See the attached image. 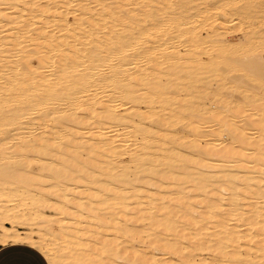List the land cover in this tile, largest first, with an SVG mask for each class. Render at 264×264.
<instances>
[{
  "label": "bare ground",
  "instance_id": "6f19581e",
  "mask_svg": "<svg viewBox=\"0 0 264 264\" xmlns=\"http://www.w3.org/2000/svg\"><path fill=\"white\" fill-rule=\"evenodd\" d=\"M129 1L132 0H0V26L10 25L8 31L0 29V196L4 189L18 186L9 189L8 194L30 197L27 212L18 214L20 219L40 217L50 231L48 234L41 230L44 234L35 235L32 230H15L12 223L2 225L0 244L31 246L47 257L48 264H72L67 261L78 262L81 257L84 259L78 264L163 262L139 251L142 247L132 252L140 245L139 241L129 240L128 235L135 238L147 230L150 234L145 233L140 241L147 238V244L158 243L156 249L177 254L178 262L171 257L166 264H190L189 257L195 258L199 248L212 250L218 258H232L243 247V259L247 258L244 263L248 264L252 255L264 260V102L247 104L257 108V112L252 109L253 113H249L250 106L246 108L247 116L246 109L239 105L242 102H236L235 112L243 111L240 116L245 114L241 117L247 118L239 123L242 118L235 121L234 109L229 111L221 102L215 109L202 105L198 115L182 97L186 95L178 93L179 87L196 86L199 75L210 72V77L214 70L219 73L215 77L221 76L215 83L218 91H230L229 95L241 99L236 92L247 87L263 95L264 100V32L259 43L252 39L254 35H245L239 40L241 44L235 42L239 44L236 48L224 38L227 32L223 35L212 27L214 37L208 44V34L202 38L193 29L200 27L193 25L201 17L194 13L198 18L190 16L193 28L184 29L188 35L183 32L186 41L195 47L190 44L183 52L178 50L181 40L179 48L173 44L182 34L176 31L178 25L175 30L171 26L167 30V25L162 24L180 22L182 16L172 13L160 22L157 9L161 13L172 6H185L189 0H142L145 8L157 11L144 8L137 17L138 11L134 14ZM135 1L130 4H138ZM224 1H220L223 7L239 0ZM221 6L214 9L221 8L226 13L227 8ZM216 17L213 19H219ZM213 19L207 17L204 22L210 25L219 21ZM156 20L154 29L162 24L164 32L143 27L138 35H147L153 41L162 39L157 37L160 31L163 39L173 31L180 35L169 36L167 43L171 44L162 39L164 45H144L142 54L132 57L130 52L137 45L141 48L139 41L147 39L138 40L136 36L138 42L131 43L129 28L134 23L145 26ZM190 21L184 19L181 28ZM12 23L16 24L11 26ZM202 25V29L207 26ZM238 25L241 28L242 24ZM118 27L122 28L117 30ZM132 44L136 45L128 51ZM202 53L208 57L203 59ZM141 61L144 62L137 63ZM162 74H166V80L161 79ZM182 76L190 78L182 81ZM230 81L234 86L229 90ZM178 96L182 98L175 101ZM140 101H145L149 109L129 106ZM155 101L161 102V107L154 106ZM182 118L186 120L182 122ZM11 125L14 131L7 133ZM121 126L124 129L120 132ZM13 173L18 175L12 177ZM44 206L60 213V218L57 213L58 219L53 220L42 209ZM241 207L246 209L239 213ZM2 216L13 219L11 211L6 210ZM230 218L232 223L227 222ZM60 226L65 228V238L71 236L77 241L68 240L57 254L54 245L58 241L48 235L54 237L58 228L62 229ZM241 226H245L242 231L238 230ZM121 233L126 234L127 242L118 237ZM85 241H91L92 247L73 251L75 244L82 248ZM120 242L122 246L126 243L120 247ZM212 260L205 264H212Z\"/></svg>",
  "mask_w": 264,
  "mask_h": 264
},
{
  "label": "rangeland",
  "instance_id": "374dc122",
  "mask_svg": "<svg viewBox=\"0 0 264 264\" xmlns=\"http://www.w3.org/2000/svg\"><path fill=\"white\" fill-rule=\"evenodd\" d=\"M44 1V0H43ZM46 1V0H45ZM141 2H139V0H138V4H136V5H131V4H133V3H137V1H129L130 3L131 2H133V3H129V6L130 7H132V9L133 10H135V11H133L134 12V14H135V12L136 11H138V12H136V17L137 16H141L142 15V13L143 12H141V11H143V9L145 8V6L146 5H143V3L144 2H142V0H140ZM146 1V0H145ZM177 1H181L180 3H182L183 2V0H177ZM204 1V2H203ZM214 0H189L187 3H186V5L185 6H172V7H169V8H167V9H165V10H161V13H160V10L159 9H157L158 10V13L160 14V18H159V21L161 22V21H163V19H164V21H165V19H167V17L168 16H170V15H172V13H174L173 15H179L180 14V16L179 17H181L182 16V19L181 18H179V20H180V22H177V23H171L172 25H168L167 23H162V24H165V25H167V26H165L164 27V25H162V24H160V25H158V27H156L158 30H160V29H162V31L164 32L165 31V29H169V30H171L170 28H172V29H174L175 30V26H177L178 25V27L176 28V31H177V29L178 30H181V31H177V32H180V34H181V32H182V34L180 35L179 33H177L176 31H173L174 33H166L165 35V38L163 39V35H164V33L162 32V31H160V34L161 35H158L157 37H159V38H162L163 40H165V39H167V41L165 40L164 42H170V40H169V36H171V35H180V37H177V39H178V41H177V39H175V41H173L172 39V41L173 42H175V43H173V44H175L178 48L180 47V45H181V47L178 49L179 51L181 50H183V49H187L188 47H191L192 45V47L194 48L195 46H194V44H192L191 42H187L186 41V37H187V33L185 32V30L184 29H189L188 27H192V25H193V23L192 22H194L192 19H191V17L190 16H192L193 17V19L195 20L196 18H198L197 17V15H195L194 13H199L198 15H200L201 17H199L198 18V21H196L198 24H196V25H193L194 27L195 26H200L201 27V25H202V23L206 26L207 24L206 23H208V22H204L206 19H207V17L208 18H215L217 15V17L219 18V19H213V22L215 21H217V20H219V21H217V22H219V24H220V26H219V24L218 25H216L217 24V22H216V24L215 23H213V24H210V25H207L204 29H202L204 26L202 25V27L200 28H193V29H195L196 31H197V33L200 35V37H206V36H204V35H207V41H208V44H210L209 43V40H211V39H209V38H213L212 37V35H213V33L212 32H214V29L216 28V31H219L220 33H226L224 36L223 35H221V36H223L224 38H226V40L227 41H230V42H228V43H230V44H232V45H234L236 48H237V45L239 46V44H241L240 42H239V40L241 39V40H243V36H247V35H251L252 34V36L254 35L255 37H252V36H250V37H252V39L253 38H255L254 39V41L257 43L262 37H260V34L261 33H263L264 32V0H243V1H241V0H239V1H236V4H235V2H234V5L232 4L231 5V3H225V7H223V3L222 2H220L221 0H216V1H214V2H217V4L219 3V5H217V4H213L214 2H213ZM219 1V2H218ZM223 2H225L224 0H222ZM211 2V3H210ZM202 3V4H201ZM208 3V4H207ZM239 3V4H238ZM252 3H254V4H252ZM258 3V4H257ZM220 4L222 5L221 7H223L224 9H226L227 10V12L225 13V11L223 10H220L221 8H218V9H214V7H220ZM242 6H241V5ZM246 4V5H245ZM3 5H5V4H3ZM209 5V6H208ZM213 5V6H212ZM260 5V6H259ZM136 6V7H135ZM140 8H139V7ZM207 6L208 7H210V8H213L212 10L210 9V8H208V9H210V10H208V9H206L207 8ZM212 6V7H211ZM258 9H257V8ZM7 8H12V7H7ZM135 8H137V9H135ZM222 8V9H223ZM233 8V9H232ZM13 9V8H12ZM11 9V10H12ZM146 9V11H150L151 10V12H156L155 11V8H152V9H150V10H148V8H145ZM145 9H144V11H145ZM192 9H194V10H192ZM7 10H9V9H7ZM199 10V11H198ZM201 10H204V11H207V12H209V11H211V12H209V13H202L203 11H201ZM216 10V11H215ZM196 11V12H195ZM198 11V12H197ZM166 12V13H165ZM186 12V13H185ZM214 12V13H213ZM230 12V13H229ZM162 13H164L163 15H161ZM171 13V14H170ZM185 13V15L183 16V14ZM201 13V14H200ZM214 14V16L212 17V16H210L211 14ZM223 13V14H222ZM202 14H204V15H202ZM222 14V15H221ZM228 14V15H227ZM231 16H230V15ZM235 14V15H234ZM248 14V15H247ZM221 15V16H220ZM225 15V16H224ZM185 16L187 17H190L189 19L191 20L190 22L192 23H189V22H187V23H189V25H186L185 23L183 24V25H185V26H183L182 28H181V25H182V22L184 21V19L186 20H189L188 18H185ZM194 16H196L195 18H194ZM228 16H230V17H228ZM216 17V18H217ZM228 17V19H226V18ZM184 18V19H183ZM68 19H72V16H71V14L68 16ZM204 19V20H203ZM224 19H226V20H224ZM230 19H231V21H230ZM259 19V20H258ZM183 20V21H182ZM197 20V19H196ZM201 20V21H200ZM221 20H223V21H221ZM242 21V23H241V21ZM251 20V21H250ZM157 21L158 20H156V22L155 21H153V23H146L145 24V26L143 25V23L142 22H140L139 24L138 23H134V25L133 26H131L129 29H130V41H131V43L133 42H136L137 40H136V36L138 37L139 36V39L138 40H140V38H142V37H144L142 34H139L138 35V32L139 33H141L140 32V30L144 27V28H146L147 30H150V31H155V29H154V24L157 26ZM182 21V22H181ZM203 21V22H202ZM207 21V20H206ZM208 21H210V19H208ZM228 21V22H227ZM236 21V22H235ZM260 21V22H259ZM199 22H200V24H199ZM202 22V23H201ZM221 22V23H220ZM223 22V23H222ZM226 22V23H225ZM230 22V23H229ZM250 22V23H249ZM251 22H252V24H251ZM258 22V23H257ZM181 23V24H180ZM212 23V22H211ZM238 23L241 25V28H239V25H238ZM245 25H244V24ZM248 23V24H247ZM255 23H256V26H255ZM16 24V23H15ZM15 24H11V26H14ZM175 24V25H174ZM180 24V25H179ZM191 24V25H190ZM223 24H225L224 25V27L226 28V29H224L223 28ZM249 26L248 28H247V25ZM262 24V25H261ZM7 25V26H6ZM6 25H3V27H1L0 29L1 30H7L8 31V29L10 30V25H9V23L8 24H6ZM150 25V26H149ZM152 25V26H151ZM212 25V26H211ZM215 25V26H214ZM222 25V26H221ZM227 25H228V27H227ZM236 25H238L237 27H236ZM161 26H163L165 29H163V28H161ZM171 26V27H170ZM180 26V27H179ZM210 26V27H209ZM243 26V27H242ZM255 26V27H254ZM152 27H153V29H152ZM167 27H170V28H167ZM212 27H214V29H212V31H211V28ZM218 27L219 28H223L224 30H222V29H219V30H217L218 29ZM235 27V28H234ZM254 27V28H253ZM119 28H122V27H118L117 28V30L119 29ZM137 28V29H136ZM180 28V29H179ZM237 28V29H236ZM252 28V29H251ZM135 29V30H134ZM157 29H156V32H157ZM208 29V30H207ZM232 29V30H231ZM199 30V31H198ZM204 30H207V31H204ZM187 34H185L184 32ZM4 32V31H3ZM162 32V33H161ZM176 32V33H175ZM183 33H184V35H183ZM205 33V34H204ZM209 34H211L210 36L211 37H208L209 36ZM264 34V33H263ZM140 35H142V36H140ZM203 35V36H202ZM146 37H144V38H146L147 39V41L145 40V42H144V40L143 39H141V41L142 42H140L139 41V44H141V48L139 47L140 45H137L136 47H135V45L136 44H132V45H130V47H128V51H130V50H132L134 47H135V49H133L130 53H132L131 55H132V57H134L133 55H137L138 54V52H139V54H142L140 51L142 50V47L144 46V45H153V43H154V45L156 44V45H159V44H162L163 43V45L165 44L164 42H163V40L161 39H159L158 41L157 40H154L155 42H157V43H155L153 40H152V38L150 37H148L147 35H145ZM181 36H182V38H181ZM185 36V37H184ZM263 36V35H262ZM135 37V38H134ZM242 37V38H241ZM257 37H259V39L257 38ZM132 38H133V40H132ZM228 38V39H227ZM258 39V40H257ZM182 42H181V41ZM244 40H245V37H244ZM150 43H149V42ZM152 41V42H151ZM162 41V42H161ZM261 41H262V39H261ZM138 42V41H137ZM136 42V43H137ZM147 42V43H146ZM161 42V43H160ZM181 42V43H180ZM235 42H239V44L238 43H236L235 44ZM244 42V41H243ZM143 43H145V44H143ZM152 43V44H151ZM159 43V44H158ZM172 43V42H171ZM171 43H167V44H171ZM178 43V44H177ZM179 43H180V45H179ZM187 43V44H186ZM206 43V42H205ZM234 43V44H233ZM259 43V42H258ZM184 44V45H183ZM189 44V45H188ZM190 44H192V45H190ZM204 44V43H203ZM179 45V46H178ZM183 45V46H182ZM185 45H188V46H185ZM205 45V44H204ZM206 45H207V43H206ZM205 45V46H206ZM134 46V47H133ZM260 47H261V45H259ZM263 46V45H262ZM139 47V49H137ZM176 47V48H177ZM185 47V48H184ZM130 48H132V49H130ZM263 48V47H262ZM135 50V51H134ZM139 50V51H138ZM185 50H183V52H184ZM262 52H264L263 50H262ZM203 55H201L200 54V56H202V58L203 59H206L207 57H208V54H206V55H204V53H202ZM150 55V54H149ZM152 55V54H151ZM263 56H264V53L262 54ZM144 58H146L147 56H146V54H144ZM210 56V55H209ZM142 57H143V55H142ZM137 61V60H136ZM142 62H144V61H141V62H137V63H139V64H141ZM193 63V62H192ZM215 72H216V74H215ZM214 72V70H211V74H212V76H210L209 77V75H210V72H204V73H206V74H204V73H200L201 75H199L200 76V78H199V82L198 83H196L197 85L196 86H188L187 84H185L186 86H182V88L183 89H181V87H179L178 88V93L179 92H181L180 94V96H182L183 94L184 95H186L187 96V98H186V96H182V97H184L187 101L186 102H188L187 104L189 105V107H191L192 105V110H193V112H196L198 115H200L201 114V112L202 111H200V110H202V109H200L201 107H202V105H207V106H210V108H212L213 106H215V107H213V109H215L216 108V106L221 102L222 103V105H224V107H228L229 108V111H233V109L235 108H237L238 107V101H240V102H242L241 104H239L240 106H242L241 108L242 109H248V107L251 105V104H255V106H257L258 105V103L259 102H261V103H259L260 105H262L263 104V102H264V100H263V98L261 99V96H263V95H261V94H258L257 92L255 93V96L253 95L254 93H253V91L252 90H249L250 88H248L247 89V87H243V89L241 90V88H239L240 90H241V92H240V90L238 89L237 90V92H236V95L237 94H240V95H242V97L243 98H245V101H243V99H242V97H241V99L239 98V97H236L235 95L233 96V95H229V93H230V91H228V93H222V92H220V90L218 91V89L217 88H215L216 87V84L217 83H219V81H220V79H221V76H220V78H219V76L217 77H215V75H217V71H215ZM208 74V75H207ZM219 74V73H218ZM164 75V76H163ZM203 75H206V76H203ZM198 76V77H199ZM161 79H165L166 80V74H162L161 76ZM163 77V78H162ZM183 77V76H182ZM185 77V79H183ZM183 78H181L182 79V81L183 80H185V81H188V80H186V79H189L187 76H184ZM187 77V78H186ZM201 77H202V79H201ZM203 77H205L208 81H206L205 79V81L203 80ZM208 77V78H207ZM212 77H213V79H212ZM210 78V79H209ZM163 79V80H164ZM168 79V78H167ZM200 80H201V82H200ZM213 82H212V81ZM231 80V79H230ZM211 81V82H210ZM206 82V83H205ZM231 82L232 81H230V83H228V86H229V90L231 89V88H233V84H231ZM216 83V84H215ZM211 84V85H210ZM229 84H231V85H229ZM259 84V86H261V84L260 83H258ZM180 86H181V84H180ZM202 86V87H201ZM210 86V87H209ZM258 86V87H259ZM186 87V88H185ZM226 88H227V85L225 86ZM185 88V89H184ZM193 88V89H192ZM214 88V89H213ZM207 89H209V90H207ZM228 89V88H227ZM256 89V88H255ZM263 89V88H262ZM261 89V90H262ZM184 91V92H183ZM204 91V92H203ZM209 91V92H208ZM213 91V92H212ZM207 93V94H206ZM211 93H213L212 95H210ZM214 93H216V94H214ZM219 93V94H218ZM188 94V95H187ZM190 94H192V95H190ZM204 94V95H203ZM221 94V96H224L223 98L220 96H218V95H220ZM228 94V95H227ZM258 94V95H257ZM261 95V96H260ZM180 96H178L177 97V100H175V101H178V98L180 99V98H182V97H180ZM189 96V97H188ZM190 96H192V97H190ZM194 96V97H193ZM196 96V97H195ZM200 96V97H199ZM211 96H212V98H211ZM215 96V97H214ZM227 96V97H226ZM230 96V97H229ZM251 96H254L253 98L251 97ZM260 97V99H259V101L257 100V97ZM217 97V98H216ZM199 99V100H198ZM211 99H213V100H211ZM225 99V100H224ZM251 99V100H250ZM255 99H256V101L257 102H255ZM208 100V101H207ZM248 100V101H247ZM190 101V102H189ZM212 101V102H211ZM156 102H158V103H156ZM192 102H193V104H192ZM209 102H210V104H209ZM237 102V103H236ZM253 102V103H252ZM130 103V102H129ZM139 103H141V104H138V103H136L135 104V102L133 103H131V104H129V106L130 105H132L133 104V106L135 105V108L136 109H138V110H140L139 108H141V110H147V109H149V108H147V106L148 105H146L145 104V101H140ZM161 102H159V101H155L154 102V106H156V107H161V104H160ZM175 103H177V102H174V104ZM220 103V104H221ZM228 103V105H226ZM251 103V104H250ZM219 104V105H220ZM247 104H250V105H248V106H246ZM254 104H253V106H254ZM257 104V105H256ZM136 105L139 107H136ZM211 105H212V107H211ZM243 105H245V106H243ZM235 106V107H234ZM158 107V108H159ZM194 107V108H193ZM230 107H232L231 109H230ZM251 107V106H250ZM249 107V108H250ZM152 109V108H151ZM154 110H157V108L155 109V107L153 108ZM152 109V110H153ZM188 109H190V108H188ZM198 109H200V110H198ZM235 109H234V114L232 113V115L234 116H236V114H237V117H235L236 118V120L234 119V117L231 115V114H229V116H230V119H231V116H232V120H235V121H237V119L239 120V118H242L241 116H243V114L240 116V114L239 113H243V111L241 112H239V113H236L235 112ZM246 109V110H247ZM251 110H245V114L247 113V112H249V113H253V111H252V109H254V111H256L257 112V108H250ZM256 109V110H255ZM196 110V111H195ZM200 111V112H199ZM231 111V112H232ZM237 111H239V110H237ZM229 113V112H228ZM236 113V114H235ZM239 114V115H238ZM245 114H244V116H245ZM248 114V113H247ZM247 114H246V116H247ZM239 116V117H238ZM243 116V117H244ZM186 118V117H185ZM185 118H182V119H180L182 122H184V120H186ZM202 119V118H201ZM247 119V118H246ZM246 119L245 118H242V120L240 119V122L239 121H237V122H239V123H244V122H246ZM242 121V122H241ZM12 127V125L11 126H8L7 128H8V130H7V133H12L14 130L11 128ZM174 127V126H173ZM172 127V128H173ZM6 128V129H7ZM121 128L122 129H124L122 126L120 127V129H119V131L121 132V131H123V130H121ZM11 130V131H10ZM13 130V131H12ZM7 133H3L2 135H6ZM0 137H1V133H0ZM8 139V138H7ZM242 172V171H241ZM244 172V171H243ZM15 175H18V173H13L12 174V177H14ZM18 186H11L10 188H8L7 190L6 189H4L3 191H2V196H0V228L2 227V225L3 226H5V225H10L11 223L13 224H11V226H13V228L15 229V230H19V231H22V232H27V231H29V230H32V232H33V234H35V235H38V234H41V233H43V232H45V233H48V234H50L49 232V228H48V226L46 227V225H44V222H43V220L42 219H40V217H36V218H33V215H30L28 218L27 217H21L22 219H20V216L18 215L19 213H24V212H27V207H28V205L30 204V197H28L27 195H25V196H23V194H20L22 197H20L19 195H16L15 193H13V194H8V191H9V189H14V188H17ZM23 191V190H22ZM21 191V192H22ZM222 191H224V190H222ZM49 206H47V207H42V209L47 213V214H50L49 216L50 217H52L53 218V220H54V217H58V215H57V213H55L54 212V210H53V208H48ZM145 207L146 208H148L149 207V205L147 206V205H145ZM260 207V206H259ZM263 205L261 206V208L263 209ZM243 209L245 210L246 208H243V207H241V210L239 211V213L241 212V211H243ZM6 210L7 211H11V213H12V218L13 219H2L1 217H3L2 216V213L4 214L5 212H6ZM52 214V215H51ZM59 214V218H60V216H61V214L60 213H58ZM181 214V213H180ZM55 215V216H54ZM183 215H184V213L182 212V214H181V217H183ZM179 216V215H178ZM56 217V219H58ZM232 219L233 218H230L229 220H227V222L228 223H232L231 221H232ZM15 220H16V222H15ZM22 220V221H21ZM13 221L15 222V223H13ZM2 223V224H1ZM18 223V224H17ZM42 223V225H44V226H42V225H40L39 226V224H41ZM83 223H85L84 221H83ZM241 224V223H240ZM17 225V226H16ZM62 229L60 230V228H58V233L56 232L55 234H54V237H52L51 235H48V234H46V235H48V237L49 238H53L54 240H56V241H58V243L57 242H54V243H57V245L55 244L54 245V250L55 251H57L56 253L58 254L59 253V249L61 248L62 249V247L66 244V243H68V240L71 242V241H73V240H75V241H77L76 239L77 238H70L71 236H68V238H65L64 236H65V228H64V226H60ZM244 227L245 226H241V227H238L237 229L238 230H244ZM12 228V229H13ZM27 230V231H26ZM39 230V231H38ZM41 230L43 231V232H41ZM37 231V232H36ZM144 231V230H143ZM143 231H141V233L143 232ZM147 231V230H146ZM145 231V233H147ZM149 231H151V230H149ZM29 232H31V231H29ZM59 232H61V234H62V236L60 235V233ZM144 232H143V234H140V233H138L139 234V237L137 236L138 234H136L135 235V238L134 237H130V235H128V237L130 238L129 240H131V238L133 239V241H135V243H137L138 241V243H137V245H140V246H137V247H135L134 249H132V252H134V250L136 249V248H139L140 249V247H142L140 250L139 249H136L135 250V252L136 251H141V250H144V251H146L147 252V254H151V255H154V256H156L157 258H159V259H161V260H163V262H157L158 264H166V260H169L171 257L174 259L175 258V260L177 259L176 257H177V254H174V253H164V252H162L161 250H159V248H157L156 249V246L158 245V243L157 244H155V242H153L152 244L153 245H150V244H147V243H149V242H147V241H149V240H147V238L145 239L146 240V242H145V240H143L142 239V241H140V237L141 238H145L146 237V234H145ZM44 234V233H43ZM114 234V233H113ZM113 234L111 235V236H113ZM122 235H119L118 234V237L119 236H121V240H122V238L124 239V241H128V237L126 236V234L124 235L123 233H121ZM148 234H150L149 232L147 233V236H148ZM209 234V233H208ZM208 234H205V236L208 238V236L210 237V235H208ZM62 237H60V236ZM64 235V236H63ZM140 235H142V236H140ZM208 235V236H207ZM205 236H203V238L204 239H207ZM55 237H56V239H55ZM60 237V238H59ZM63 237L65 238V241H64V239H63ZM212 237V236H211ZM210 237V238H211ZM255 238L256 237H259L258 235H255L254 236ZM137 238H138V240H137ZM209 238V239H210ZM61 239H63V241H62V243L63 244H59L60 242H61ZM119 239V238H118ZM134 239H136V240H134ZM119 241H120V239H119ZM123 241V240H122ZM126 241V242H127ZM69 242V243H70ZM126 242H124V245H125V243ZM141 242L143 243V244H141ZM65 243V244H64ZM85 245L81 248V247H77L76 246V244L74 245V250L73 251H76L77 249V253H78V251L80 252L82 249L84 250V249H89L90 247H92L91 245H93V243L90 241L89 243H88V241H85ZM61 245V247H59V245ZM123 244V243H122ZM122 244H121V242H120V247H123L122 246ZM155 245V246H154ZM88 246V247H87ZM90 246V247H89ZM150 247V248H146V247ZM153 246V247H152ZM86 247V248H85ZM243 248V247H242ZM241 248V251H239V253L240 254H237V255H235V254H233V256H232V258H230V256H229V258H218V257H216V255L214 254L215 252H213V254H212V252H210V251H212V250H208V249H206V248H204L203 250H201L202 248H199V249H196L197 251H195L196 252V254L198 255H196L195 256V258H192L191 256L189 257V259L191 260L190 261V264H203V262H204V264L206 263V261L207 260H209V259H213L212 260V264H247V263H244V262H247V261H245L247 258H246V256H244V258L245 259H243V255H246L244 252H245V248H243L244 249V251H243V249ZM59 250V251H58ZM231 250V249H230ZM66 251V252H65ZM65 251H63V254H65V253H67V250H65ZM157 251V252H156ZM229 251V250H228ZM65 252V253H64ZM75 252V253H76ZM227 252V251H226ZM55 253V252H54ZM89 253V252H88ZM163 254V255H162ZM193 254H194V252H193ZM207 254V255H206ZM202 255V256H201ZM44 256V255H43ZM165 256V257H164ZM193 256V255H192ZM45 257V256H44ZM161 257V258H160ZM250 257H251V259H250ZM250 257H248V259H249V263L250 264H264V260L263 259H261V258H257V257H255L254 255H252V256H250ZM252 257H255V258H252ZM46 258V260H47V257H45ZM81 258H83L84 259V257H81ZM80 258V259H81ZM79 259V258H78ZM83 259H81V260H83ZM192 259H194V260H196V261H193ZM235 259H237V260H235ZM253 259H254V261H253ZM257 259H259V260H257ZM76 259H74V260H68L67 261V263L68 262H72V264H74V262L76 263L77 262V260L75 261ZM81 260H79V261H81ZM218 260V261H217ZM222 261V262H220V261ZM224 260V261H223ZM243 260V261H242ZM74 261V262H73ZM78 261V262H79ZM173 260H171V261H169L170 263L172 262ZM177 261V260H176ZM179 261V260H178ZM177 261V262H178ZM238 261V262H237ZM251 261V262H250ZM260 261V262H259ZM66 262V261H65ZM78 262H77V264H78ZM195 262V263H194ZM233 262V263H232ZM240 262V263H239ZM157 263H155V264H157ZM187 263V262H186ZM185 263V264H186ZM248 263V264H249ZM178 264H180V263H178ZM181 264H183V263H181ZM187 264H189V262L187 263Z\"/></svg>",
  "mask_w": 264,
  "mask_h": 264
},
{
  "label": "crops",
  "instance_id": "0c3cea01",
  "mask_svg": "<svg viewBox=\"0 0 264 264\" xmlns=\"http://www.w3.org/2000/svg\"><path fill=\"white\" fill-rule=\"evenodd\" d=\"M0 264H48L46 258L26 244H0Z\"/></svg>",
  "mask_w": 264,
  "mask_h": 264
}]
</instances>
